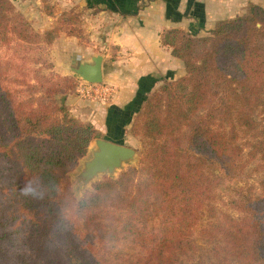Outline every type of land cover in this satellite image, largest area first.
<instances>
[{
  "label": "trees",
  "instance_id": "obj_1",
  "mask_svg": "<svg viewBox=\"0 0 264 264\" xmlns=\"http://www.w3.org/2000/svg\"><path fill=\"white\" fill-rule=\"evenodd\" d=\"M60 32L86 38L76 12L38 32L0 0V264H264V179L232 187L224 204L237 215L217 206L221 184L264 174V7L249 4L208 36L163 34L185 74L133 118L140 167L81 199L70 173L101 133L61 104L72 77L34 68V51Z\"/></svg>",
  "mask_w": 264,
  "mask_h": 264
},
{
  "label": "crops",
  "instance_id": "obj_2",
  "mask_svg": "<svg viewBox=\"0 0 264 264\" xmlns=\"http://www.w3.org/2000/svg\"><path fill=\"white\" fill-rule=\"evenodd\" d=\"M220 1L58 0L56 8L63 5L71 10L76 4L81 6L80 10L85 13L81 17H86L90 29L103 32L100 42L111 51L103 56L104 77L112 87H101L106 102L102 104L105 106L103 122L95 123L99 130L106 136H120L119 130L114 129L117 122L123 129L131 126L149 93L162 81L185 73L183 61L163 43L165 32L182 29L191 34L200 30L206 33L205 30L211 31L220 20L242 14L247 6V0ZM67 37L72 44L75 39L80 43L77 37ZM71 71L72 67L69 74ZM105 88L110 89L109 94Z\"/></svg>",
  "mask_w": 264,
  "mask_h": 264
},
{
  "label": "rangeland",
  "instance_id": "obj_3",
  "mask_svg": "<svg viewBox=\"0 0 264 264\" xmlns=\"http://www.w3.org/2000/svg\"><path fill=\"white\" fill-rule=\"evenodd\" d=\"M11 1L16 6V9L22 15H24V17L31 23L33 28L38 32H44L45 30H50L54 28L56 26L58 17L64 11L76 12L80 15V17L81 15L85 14L81 11L82 10L81 6L77 4L71 10L65 9L63 5L59 6V8H56L57 4L60 3L58 2V0L56 1L55 4L52 3V0H11ZM219 2L221 1L219 0ZM251 3L264 7V0H247L246 9L245 11L242 12V14L246 12V10L249 7V4ZM231 13L234 14L233 12ZM237 15H234L233 17ZM81 19L86 34V38L80 41V43L77 42L75 38H71V40L75 39L73 40V44H72L71 42H69L70 40L67 37L69 35H67L65 32H60L55 37L51 45L44 46L42 49L38 50L37 52L34 51L35 58H37V63L35 64L34 68L38 71V75L40 77L46 79H49L51 77L52 78L58 77V79L63 77H72L76 83V87L70 90L68 94L59 96V100L61 104L67 105L70 114L73 117L82 120L84 122H91L96 127L95 123L99 125L100 122L101 123L103 122V116L105 114L104 111L105 106H103L102 104H105L106 101L104 100L103 96H101L100 94L94 91H87L86 89L91 84L99 87H102L104 85L112 87V85L109 84L107 77H104L103 82L98 84L85 82L81 79L76 78L72 74H69V69L70 67L72 68L78 67L79 64L84 60L92 61V57L95 55L100 54L102 56H106L107 54H110L111 51L109 52L108 49H106V46L103 45V41L102 43L100 42V40H102L101 38L103 32H101V30L97 31L96 28L90 29L87 26L89 21L86 19V17L82 16ZM84 22L86 25L85 27H84ZM184 31L187 32L186 30ZM205 31L206 33L204 31L201 32V30L198 32L196 31L195 34H200L199 36H208L210 34V31L207 30ZM179 77L181 76L178 75L176 78L168 79V80H174ZM163 82L164 81H162V83ZM162 83H160L159 86ZM104 96L107 97L108 95H104ZM110 96L112 95L110 94ZM261 117L263 116H259L258 119H261ZM99 131L101 133V136L99 138H105L110 140L108 138V135L106 136L105 132H102L101 130ZM121 136H119V138L117 137L118 140L122 141V143L119 144H123L134 148L137 151L138 158H140L142 151V141L139 136H136L132 133L130 125L122 132ZM91 143H92L91 147H93V142ZM88 156H89V151L86 154V157ZM79 166L80 164L78 163L77 167L70 173L72 190L76 199H81L87 192L93 190V185L85 188H82L77 185L78 180L75 179L74 175L77 173ZM132 166L139 168L140 163L137 162L134 165H130V164L126 165L123 170L117 173L116 177H118L122 172L126 171L129 167ZM263 179H264V174L262 172L260 174H252L250 176L245 175L239 179L237 178L233 180L232 182L221 184L218 190L219 201L217 203V206L221 209H227L232 214L237 215V213L234 210L228 209L227 205L224 204V201H227L230 195L232 194V187L253 185L255 186L256 189H258L260 187V182ZM205 219L206 217H204V220ZM198 243L205 248L208 247V245L200 238H198ZM202 259L206 262L209 260L206 259L205 257H203Z\"/></svg>",
  "mask_w": 264,
  "mask_h": 264
},
{
  "label": "water",
  "instance_id": "obj_4",
  "mask_svg": "<svg viewBox=\"0 0 264 264\" xmlns=\"http://www.w3.org/2000/svg\"><path fill=\"white\" fill-rule=\"evenodd\" d=\"M71 74L88 83L103 82V56L98 54L92 57V61H82L78 67L72 68ZM92 142L93 147L91 143L88 149L89 156L85 155L79 160L80 166L74 175L78 180L77 185L82 188L94 185L105 175L117 178V173L126 165L140 163L141 157L138 158L137 151L132 147L99 137L94 138Z\"/></svg>",
  "mask_w": 264,
  "mask_h": 264
},
{
  "label": "built area",
  "instance_id": "obj_5",
  "mask_svg": "<svg viewBox=\"0 0 264 264\" xmlns=\"http://www.w3.org/2000/svg\"><path fill=\"white\" fill-rule=\"evenodd\" d=\"M86 90L87 91H94V92L100 94L101 96L103 94V89L101 87L95 86V85H92V84L89 85ZM105 91L108 93V91H110V89L109 88H105Z\"/></svg>",
  "mask_w": 264,
  "mask_h": 264
}]
</instances>
